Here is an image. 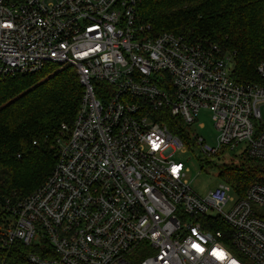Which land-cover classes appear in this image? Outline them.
<instances>
[{
    "label": "built area",
    "instance_id": "obj_1",
    "mask_svg": "<svg viewBox=\"0 0 264 264\" xmlns=\"http://www.w3.org/2000/svg\"><path fill=\"white\" fill-rule=\"evenodd\" d=\"M138 5L0 0V77L54 63L74 66L84 86L46 181L0 203V264H264V183L239 195L222 180L199 194L174 158L188 146L264 161V61L259 81L239 83L218 45L154 33ZM201 109L217 146L187 132Z\"/></svg>",
    "mask_w": 264,
    "mask_h": 264
},
{
    "label": "trees",
    "instance_id": "obj_2",
    "mask_svg": "<svg viewBox=\"0 0 264 264\" xmlns=\"http://www.w3.org/2000/svg\"><path fill=\"white\" fill-rule=\"evenodd\" d=\"M142 21L154 33L172 32L188 43L218 45L232 60V77L256 82L264 61V0H139ZM84 94L77 69L49 63L41 70L0 77V203L36 191L56 165L61 125L71 126ZM168 126L185 139L177 120ZM221 165L239 195L264 183V161Z\"/></svg>",
    "mask_w": 264,
    "mask_h": 264
},
{
    "label": "rangeland",
    "instance_id": "obj_3",
    "mask_svg": "<svg viewBox=\"0 0 264 264\" xmlns=\"http://www.w3.org/2000/svg\"><path fill=\"white\" fill-rule=\"evenodd\" d=\"M187 132L191 136H193L192 133H196L199 137H203L205 143L211 146L218 145L219 131L215 127L212 113L209 109L200 110L197 121L190 126ZM238 153L239 148H235V151L224 149L217 156L203 158L199 149L185 146L183 151L178 150L174 153V158L184 163L187 169L186 179L191 188L199 194H205L224 180L222 173L220 174L221 167L219 168V166L222 165L220 163L223 161L234 163L241 160L242 156ZM243 163L245 162H239L238 165H243Z\"/></svg>",
    "mask_w": 264,
    "mask_h": 264
},
{
    "label": "snow or ice",
    "instance_id": "obj_4",
    "mask_svg": "<svg viewBox=\"0 0 264 264\" xmlns=\"http://www.w3.org/2000/svg\"><path fill=\"white\" fill-rule=\"evenodd\" d=\"M3 26L4 27H8V28L12 27L11 24H6V25H3ZM193 247L199 252H203L204 251V249L201 248L199 245H193ZM211 254L213 256H215L217 259H224L225 258V255H224V253L222 251H213ZM232 264H235V261H233Z\"/></svg>",
    "mask_w": 264,
    "mask_h": 264
}]
</instances>
